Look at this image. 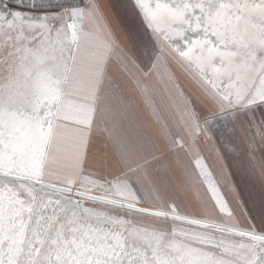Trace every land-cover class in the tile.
<instances>
[{"label":"snow or ice","instance_id":"6c2138e0","mask_svg":"<svg viewBox=\"0 0 264 264\" xmlns=\"http://www.w3.org/2000/svg\"><path fill=\"white\" fill-rule=\"evenodd\" d=\"M0 264H264V0H0Z\"/></svg>","mask_w":264,"mask_h":264}]
</instances>
